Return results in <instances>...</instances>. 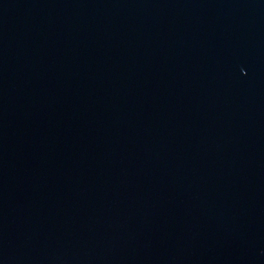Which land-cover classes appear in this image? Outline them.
<instances>
[{"label":"water","instance_id":"water-1","mask_svg":"<svg viewBox=\"0 0 264 264\" xmlns=\"http://www.w3.org/2000/svg\"><path fill=\"white\" fill-rule=\"evenodd\" d=\"M0 264H264V0H0Z\"/></svg>","mask_w":264,"mask_h":264}]
</instances>
